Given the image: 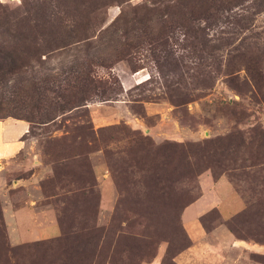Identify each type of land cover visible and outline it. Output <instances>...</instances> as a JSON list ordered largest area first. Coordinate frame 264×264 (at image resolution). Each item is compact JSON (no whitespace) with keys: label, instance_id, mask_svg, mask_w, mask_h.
<instances>
[{"label":"rangeland","instance_id":"374dc122","mask_svg":"<svg viewBox=\"0 0 264 264\" xmlns=\"http://www.w3.org/2000/svg\"><path fill=\"white\" fill-rule=\"evenodd\" d=\"M133 10L159 40L118 57ZM27 32L40 77L84 64L97 93L0 88V121H32L0 159V264H264V0H0V44Z\"/></svg>","mask_w":264,"mask_h":264},{"label":"trees","instance_id":"16d2710c","mask_svg":"<svg viewBox=\"0 0 264 264\" xmlns=\"http://www.w3.org/2000/svg\"><path fill=\"white\" fill-rule=\"evenodd\" d=\"M149 10V9H148ZM150 11V10H149ZM96 13L94 10H91L88 13H83L82 17L84 16L85 19L90 18V15ZM71 13L68 12V16ZM53 19V15H49ZM48 16V18H49ZM160 15V18H162ZM152 24V19L147 18L144 16V18L141 16V11L139 10H133L130 14L128 13H122L119 18L115 21L114 25L112 26L111 30L107 32V35H109L108 39L111 38V41L113 42H121V44L125 47V44L128 47H125L126 49H122L120 47L114 48L118 57L124 56L123 52H128L126 54H130L132 49H136L138 47H142L145 44L153 45L156 44L157 41H155L154 35L152 33H148L147 29L149 25ZM60 25H62L60 23ZM163 25H166L165 23L162 24L161 28H163ZM64 28L63 32L68 36H74L73 33L74 30H71L70 26H66V24H63L62 26ZM83 29V27H81ZM10 34V35H9ZM6 37L3 38L4 45L0 44V88L7 86V83L15 82L14 79L10 76L14 69H18L19 72H23V70H26L27 73H29L28 76V82L31 84H34L35 86H41L44 88V92L47 93H56L60 100L67 97V95H70V99L73 98V100H70V102H82L87 101L88 94H91L92 92L97 93V88H91L88 90V88L85 86V84L92 80L90 77L91 69L89 67H85L84 64H77L76 69L72 71L73 74V80L74 84H68L67 87L64 88L63 84H66L65 77L64 80L60 79V77L65 76L67 79H70V75L67 73L69 71L65 70L56 77L59 80H53L52 76L48 74V72H45L43 76L40 77L39 71L37 70L39 65H35L39 61V52L36 50L33 55H28L23 51V48H25L30 43L34 44L35 48L37 47V40H35L33 37H30V34L27 32L25 35V38L22 37L16 41V43L13 41L15 38H13L14 35L9 33ZM78 34V33H77ZM55 36V34H53ZM159 37V36H156ZM69 39L72 37H68ZM89 38V37H87ZM132 38V42L124 43L122 40L130 39ZM73 41L70 39V42L68 45L72 44ZM50 44L46 46V48L49 49ZM64 47V46H61ZM60 47V48H61ZM48 52V51H46ZM45 54V53H44ZM90 62L94 64L97 67H104L105 66V59H103V55H93L91 57ZM26 63V64H24ZM41 67V66H40ZM43 68L41 67V71ZM44 71V70H43ZM76 73V75H74ZM15 74V73H13ZM26 80L24 79L23 82ZM97 87V86H94ZM30 89L28 90V92ZM108 91H102V95H106ZM37 93V92H36ZM34 95L40 96L38 94ZM65 108H60L59 112H64ZM1 114V113H0ZM2 117H0L1 120ZM7 118V117H6ZM20 119V118H17ZM27 122L31 120L29 119H20ZM30 134V131L29 133ZM30 136V135H29ZM59 226V234L62 233L61 226Z\"/></svg>","mask_w":264,"mask_h":264},{"label":"crops","instance_id":"0c3cea01","mask_svg":"<svg viewBox=\"0 0 264 264\" xmlns=\"http://www.w3.org/2000/svg\"><path fill=\"white\" fill-rule=\"evenodd\" d=\"M13 121L5 120L3 122L0 121V123H8L7 126L3 127L0 131V159L10 158L15 155V152H17V147L12 149L11 152H9L10 148L12 146H15L17 138H21L23 135L26 137L28 136L29 130L28 129V123H24V121H17L16 123H12ZM24 143V142H23ZM13 152V153H12ZM58 228V234H59V227ZM46 230H55V227L47 226L45 228ZM48 231V230H47Z\"/></svg>","mask_w":264,"mask_h":264}]
</instances>
